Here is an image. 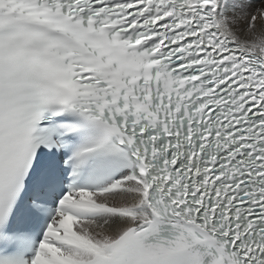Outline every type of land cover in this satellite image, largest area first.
<instances>
[{
  "label": "snow or ice",
  "instance_id": "obj_1",
  "mask_svg": "<svg viewBox=\"0 0 264 264\" xmlns=\"http://www.w3.org/2000/svg\"><path fill=\"white\" fill-rule=\"evenodd\" d=\"M0 264H264V0H0Z\"/></svg>",
  "mask_w": 264,
  "mask_h": 264
}]
</instances>
